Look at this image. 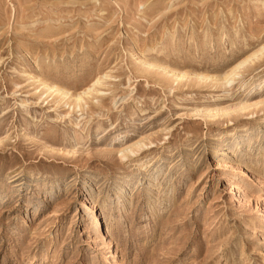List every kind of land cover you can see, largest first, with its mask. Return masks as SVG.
<instances>
[{"label":"rangeland","instance_id":"obj_1","mask_svg":"<svg viewBox=\"0 0 264 264\" xmlns=\"http://www.w3.org/2000/svg\"><path fill=\"white\" fill-rule=\"evenodd\" d=\"M0 264H264V0H0Z\"/></svg>","mask_w":264,"mask_h":264},{"label":"bare ground","instance_id":"obj_2","mask_svg":"<svg viewBox=\"0 0 264 264\" xmlns=\"http://www.w3.org/2000/svg\"><path fill=\"white\" fill-rule=\"evenodd\" d=\"M263 49V48H262ZM235 72V71H234ZM234 72L233 73H229L228 74V77L227 78H222V79H220L221 81L222 80H225L226 81V83H228L230 80H232V79H230V77L232 76V74L234 75ZM230 82H232V81H230ZM225 83V82H224ZM88 189V188H87ZM88 193V192H87ZM85 194V193H84ZM86 198V197H85ZM81 202H83V201H81ZM97 215H95V217H96ZM92 217H93V215H92ZM97 218V217H96ZM96 220V219H95ZM97 220H98V218H97ZM97 223V222H96ZM98 225V224H97Z\"/></svg>","mask_w":264,"mask_h":264}]
</instances>
